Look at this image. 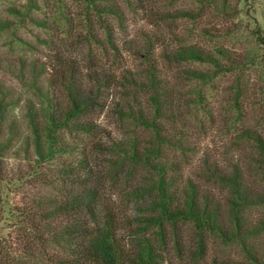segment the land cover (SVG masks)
Returning a JSON list of instances; mask_svg holds the SVG:
<instances>
[{
  "label": "trees",
  "instance_id": "obj_1",
  "mask_svg": "<svg viewBox=\"0 0 264 264\" xmlns=\"http://www.w3.org/2000/svg\"><path fill=\"white\" fill-rule=\"evenodd\" d=\"M152 1L80 0L79 35L72 30L75 14L64 11L67 0H28L23 7L0 8V36L17 37L29 22L50 38L41 40L50 52L48 64L29 71L26 86L35 99L24 101V132L14 115L18 102L7 103L0 89V264H176V256L185 252H190L192 264H205L211 238L236 244L245 259H215L212 264H264L263 183L249 168L209 161L195 178L186 175L188 105L179 87L160 75L151 43H130L125 49L139 57L141 66L136 72L125 67L124 82L119 83L124 89L118 96L112 93L119 82L114 55L120 51L114 20L122 25L127 8H144ZM192 1L196 10L167 13L166 18L191 20L211 11L238 19L241 14L240 6L229 0ZM62 26L68 38L74 37L72 44L83 49L88 73L51 38ZM253 36L264 46V25ZM160 59L174 66H212L213 74L183 70L186 79L204 84L221 74L242 72L254 62L264 64V55L253 50H209L199 44L164 48ZM25 67L20 66L22 77ZM245 93V86L235 87L240 113ZM197 96L205 95L198 90ZM104 110L115 115L120 137L93 119ZM239 139L254 143L264 159L259 132L244 128ZM15 146L24 150L29 173L6 179L3 164ZM28 181L37 183L42 193L15 213L3 193ZM114 191L121 192L132 216L119 211ZM8 243L14 244V252Z\"/></svg>",
  "mask_w": 264,
  "mask_h": 264
},
{
  "label": "rangeland",
  "instance_id": "obj_2",
  "mask_svg": "<svg viewBox=\"0 0 264 264\" xmlns=\"http://www.w3.org/2000/svg\"><path fill=\"white\" fill-rule=\"evenodd\" d=\"M229 1L235 6H240L241 14L238 19L227 15H217L211 11L191 20L174 21L166 18L167 13L196 10L197 5L192 0H153L144 8L137 7L131 10L127 8L122 25L114 20L115 40L120 51L114 55V71L119 74V82L112 93L115 97L123 91L124 88L119 83L124 82L122 73L125 72V67L136 72L141 66L139 57H133L132 54L125 52V49L130 47V43L137 46L151 43L154 55L160 60V75L177 89L179 87L182 101L188 105L189 122L185 125L189 135L190 151L187 152L183 162L186 175L195 178L204 168L205 161L213 165L217 163L222 167L239 165L249 168V174L262 182L264 186V159L260 151L254 143L239 139L240 132L244 128H251L264 137V64L258 65L254 62L242 72L221 74L204 84L201 81L186 79L183 70L195 68L210 71V74H213L216 69L212 66L194 63L174 66L160 59L162 49H173L179 45L189 44H199L209 50L225 46L238 53L253 50L258 57L264 55V46L259 47L257 39L253 36V30L259 24L264 25V0ZM27 2L28 0H0V8L12 5L23 7ZM80 5V0H67L64 10L75 14L73 15L75 27L72 29L67 26L76 31L77 35L82 33ZM64 30L62 26L60 31L52 32L51 38L55 40L56 45H59L61 51L69 53L77 60L80 70L83 69L84 73H88L89 64L83 49L74 46L72 44L74 37L68 38ZM72 36L76 37L75 34ZM47 37L50 39L46 32L29 22L25 30L17 37L9 34L0 36V89L4 95L6 94L7 103L18 102L14 115L20 121V133L25 131L24 101L35 99V95L26 86V83H30L29 71L34 65L40 68L41 64H48L46 54L50 52L41 42ZM22 65L26 66L24 77L19 72ZM237 85L245 86L246 89L240 101L241 113L238 112L234 100ZM198 90L205 95L203 99L197 96ZM109 101H113V98L110 97ZM92 117L104 129L111 132L114 138L120 137L121 128L112 112L104 110L95 113ZM27 173H29V166L25 160L24 150L15 146L5 158L3 175L6 179H20ZM36 184L28 181L18 188H9V191L3 193L4 200L8 201L15 213L17 207L23 204L32 203L33 205V200L41 195L42 189ZM1 190L0 183V193ZM114 194V204L122 215L132 216V208L125 203L121 192L114 191ZM14 224V221L9 223L11 231L14 230ZM6 245H11L8 247L9 251L14 252L13 243ZM189 254L190 252H185L181 258L176 256V264H192ZM215 259L245 261L241 249L236 244L227 245L220 239L211 238L204 263L212 264Z\"/></svg>",
  "mask_w": 264,
  "mask_h": 264
}]
</instances>
